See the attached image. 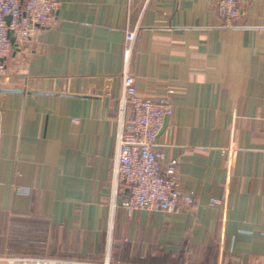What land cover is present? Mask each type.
<instances>
[{"label":"crops","instance_id":"crops-1","mask_svg":"<svg viewBox=\"0 0 264 264\" xmlns=\"http://www.w3.org/2000/svg\"><path fill=\"white\" fill-rule=\"evenodd\" d=\"M59 1L30 50L0 60V88L17 89L0 91V214L52 256L264 264V0H238L233 27L219 0ZM127 29L138 93L173 104L157 143L192 197L174 212L129 213L114 179Z\"/></svg>","mask_w":264,"mask_h":264},{"label":"built area","instance_id":"built-area-1","mask_svg":"<svg viewBox=\"0 0 264 264\" xmlns=\"http://www.w3.org/2000/svg\"><path fill=\"white\" fill-rule=\"evenodd\" d=\"M59 0H0V60L12 48L9 31L22 51L30 50V41L40 28L51 26L57 18ZM241 7L238 0H219L218 16L223 27L237 25ZM10 15L8 22L6 16ZM136 29L125 32L123 91L120 97L122 112L126 106L131 114L120 117L117 153L113 166L115 182L128 187L122 205L134 210L174 212L190 205L191 195L181 191L174 161L164 165V153L157 143L166 116L173 112L168 96L148 98L137 90L136 77L129 71L130 57L136 39ZM4 66L0 62V76ZM24 191V189H20ZM224 202L212 198L211 203ZM264 234V231H261ZM0 264H122L111 261L88 262L82 259L51 255L0 254Z\"/></svg>","mask_w":264,"mask_h":264},{"label":"rangeland","instance_id":"rangeland-1","mask_svg":"<svg viewBox=\"0 0 264 264\" xmlns=\"http://www.w3.org/2000/svg\"><path fill=\"white\" fill-rule=\"evenodd\" d=\"M20 222L21 221L19 219L13 216L0 214V250L5 246H8L7 248L9 249H13L11 251H0V254L51 255V254H45L43 252H39L40 250H42V248L45 249V244H43L45 238L43 236L31 237L30 235L31 224L30 223L20 224ZM39 224H37V226L43 232L44 224L41 222H39ZM32 226L35 227L36 225L33 224ZM17 249L27 250L28 252L17 251ZM32 250L38 252H32Z\"/></svg>","mask_w":264,"mask_h":264},{"label":"water","instance_id":"water-1","mask_svg":"<svg viewBox=\"0 0 264 264\" xmlns=\"http://www.w3.org/2000/svg\"><path fill=\"white\" fill-rule=\"evenodd\" d=\"M10 18H11L10 15H7L6 16V19H7L8 22L10 21ZM9 36H10V39H11L12 44L15 46L16 45L15 38L11 35V31H9ZM0 91H17V89L0 88ZM167 119H168V116H166V118L164 120V124H163L162 129L165 127V125L167 123Z\"/></svg>","mask_w":264,"mask_h":264}]
</instances>
